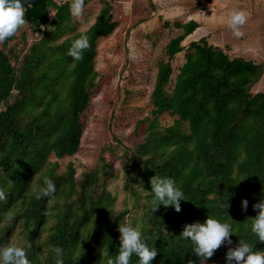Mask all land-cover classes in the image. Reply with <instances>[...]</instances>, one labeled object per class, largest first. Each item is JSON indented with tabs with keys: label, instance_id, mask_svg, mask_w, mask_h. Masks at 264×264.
I'll return each instance as SVG.
<instances>
[{
	"label": "trees",
	"instance_id": "16d2710c",
	"mask_svg": "<svg viewBox=\"0 0 264 264\" xmlns=\"http://www.w3.org/2000/svg\"><path fill=\"white\" fill-rule=\"evenodd\" d=\"M70 6V1L33 3L19 34L2 43L19 45L7 51L0 47V190L6 195L0 200V247L18 228L17 244L25 247L30 264H56L57 259L107 264L118 254V225L127 214L114 209L116 197L104 185L110 164L102 160L76 179L71 162L59 172L58 162L49 161L50 155L59 159L79 148L81 114L97 75L96 40L116 26L105 2L87 29L58 41L72 30ZM173 25L182 32L165 44L166 59L157 63L150 93V116L143 119V138L131 153L130 180L138 178L146 202L138 230L142 242L157 249L151 264H198L191 241L180 236L185 225L207 217L229 223L232 243H223L206 259L226 264L228 249L239 241L264 252V242L251 231V218L258 214L253 205L264 200V91H250L264 63L230 57L205 37L184 47L181 41L198 24L190 19ZM29 34H35L31 43ZM85 34L91 47L76 61L68 50ZM182 50L184 61L172 78L171 61ZM165 112L172 123L160 125ZM155 175L173 179L184 193L180 212L163 205L151 210ZM44 177L56 186L51 204L48 197L37 200L31 190ZM52 247L62 248V256L56 257ZM130 264H139L135 254Z\"/></svg>",
	"mask_w": 264,
	"mask_h": 264
},
{
	"label": "rangeland",
	"instance_id": "374dc122",
	"mask_svg": "<svg viewBox=\"0 0 264 264\" xmlns=\"http://www.w3.org/2000/svg\"><path fill=\"white\" fill-rule=\"evenodd\" d=\"M54 1H70L72 4V0ZM105 2L111 7L116 26L110 34L96 40L94 70L97 75L89 102L81 114L83 130L79 148L73 155L59 159L50 155L49 161L58 162L59 172L71 162L76 179L102 160L110 164V173L103 178L105 187L116 197L114 209L127 210L123 224L138 229L146 211V202L138 178L134 177V182L130 180L131 153L143 138L146 127L143 119L150 116V93L157 63L166 59L165 44L182 32L173 23L192 19L198 24L181 41L184 47L190 41L205 37L230 57L264 63V0H86L81 15L72 14V30L58 41L87 29ZM233 9L244 11L248 17L240 29L243 35L239 38L233 35L226 23ZM164 22L169 24L164 25ZM34 36L29 34V43ZM13 45L19 44L12 40L5 46L0 44V47L7 51ZM184 52L175 54L171 61L172 78L184 61ZM250 91H264V66L262 75ZM159 117L160 125L172 123V116L166 112ZM50 224L51 219L40 234L41 238ZM18 230L14 229L8 244L19 243ZM204 264L209 263L205 260Z\"/></svg>",
	"mask_w": 264,
	"mask_h": 264
},
{
	"label": "clouds",
	"instance_id": "9594fccd",
	"mask_svg": "<svg viewBox=\"0 0 264 264\" xmlns=\"http://www.w3.org/2000/svg\"><path fill=\"white\" fill-rule=\"evenodd\" d=\"M84 0H72L70 11L74 16L79 17L83 11ZM32 7L31 3L27 8L23 6L20 0H0V44L7 39L19 34L25 26V13L28 8ZM247 14L242 10L233 9L229 12L226 20L227 27L237 38L243 33L241 27L247 22ZM43 27V26H41ZM88 36L81 35L75 39L68 50V55L74 60L83 59V53L90 48ZM242 181V180H241ZM151 192L155 195L152 211H156L159 205L165 208L172 206L176 212L181 211L180 201L185 200L184 193L176 186L175 181L171 178H161L157 175L150 178ZM31 190L37 200L48 197L49 204L54 199L56 186L52 179L44 177L41 184H34ZM6 199L3 190H0V200ZM242 210L246 211L248 201L242 200ZM228 207V205H227ZM253 209L258 214L252 219L251 231L260 242H264V200L253 205ZM12 216H8L10 221ZM119 248L118 254L114 258H109L107 264H130L133 254L139 258V264H151V261L157 256V249H150L141 240V232L130 224L118 225ZM233 234L232 227L229 223H221L217 219L207 217L203 222H196L185 225L180 236L185 240H190L193 245L194 254L200 258V264H204L206 259H210L216 250L225 242L231 244L230 236ZM27 247H32L28 244ZM51 251L56 257H61L63 249L52 247ZM226 264H264V252L253 251L252 247L243 241L235 248H229L226 253ZM0 264H30L27 258L26 249L19 244L12 242L0 247ZM56 264H63L62 259H57ZM189 264H193L189 261Z\"/></svg>",
	"mask_w": 264,
	"mask_h": 264
},
{
	"label": "water",
	"instance_id": "95a60500",
	"mask_svg": "<svg viewBox=\"0 0 264 264\" xmlns=\"http://www.w3.org/2000/svg\"><path fill=\"white\" fill-rule=\"evenodd\" d=\"M39 1H40V0H20L21 4H22L23 6H26L28 3L33 4V3H37V2H39Z\"/></svg>",
	"mask_w": 264,
	"mask_h": 264
}]
</instances>
